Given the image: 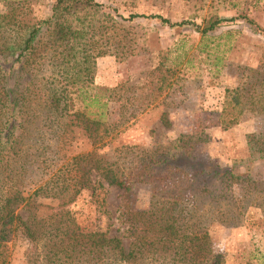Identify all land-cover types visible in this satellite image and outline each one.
I'll list each match as a JSON object with an SVG mask.
<instances>
[{"label": "trees", "instance_id": "1", "mask_svg": "<svg viewBox=\"0 0 264 264\" xmlns=\"http://www.w3.org/2000/svg\"><path fill=\"white\" fill-rule=\"evenodd\" d=\"M0 2L9 8L0 15V264H10L9 243L19 235L36 245L29 264H226L213 249L208 218L235 222L239 210L258 206L264 178L257 179L254 167L264 165V134L248 137L251 164L242 168L201 159L196 153L201 138L190 134L166 147L155 143L121 164L99 153L129 121L106 118L107 101L120 89L88 92L99 58L131 54L124 24L157 20L174 29L191 23L161 15L125 17L99 0H55L51 16L31 22L20 0ZM247 6L244 1L243 10ZM238 21L264 36V27L245 13L191 26L205 40ZM166 64L161 58L150 77L152 93L172 86L175 72ZM263 114L264 69L242 68L238 86L226 89L218 124L227 131L247 115ZM162 122L171 126L166 114ZM79 139L92 151L77 153ZM132 180L152 186L151 205L138 212L123 207L115 232L82 228L67 207L87 191L94 200L107 187L128 195ZM235 188L247 194L237 198ZM40 199L61 204L41 217Z\"/></svg>", "mask_w": 264, "mask_h": 264}, {"label": "rangeland", "instance_id": "2", "mask_svg": "<svg viewBox=\"0 0 264 264\" xmlns=\"http://www.w3.org/2000/svg\"><path fill=\"white\" fill-rule=\"evenodd\" d=\"M20 1L21 13L28 21L36 22L51 16L55 0ZM244 1L248 2V6L243 10ZM99 2L117 8L125 17L131 14L161 15L174 23H191L174 29L157 20L124 24L126 28L129 27V39H132L129 43L131 54L121 60L116 56L97 60L93 86L88 92H93V88L120 89L116 98L107 101L106 118L110 123H119L121 117L129 119L114 132L107 140L108 145L99 153L112 161L128 163L144 151L151 150L155 143L166 147L180 135L190 134L201 138L196 153L203 160L210 159L224 168H242L251 164L248 137L264 134V114L247 115L239 125L227 131L218 124V116L225 101L226 89L238 86L242 68L264 69V36L255 34L244 21H238L222 27L210 39L202 40L191 25H200L204 19L212 16L231 18L245 13L264 27V0ZM7 12V2H0V15ZM161 58L167 61V67L175 75L170 80L171 87L161 94H155L152 92L156 85L149 82ZM106 95L108 97L109 94ZM164 114L171 124L168 128L162 124ZM75 148L77 153L92 151L84 139L77 140ZM254 168L257 179L264 178V165L257 164ZM131 184L132 190L128 195L114 187H107L98 192V198L93 200L87 191L67 207L76 213L82 228L115 232L120 228L117 218L123 207L128 206L133 212L150 208L152 186L134 180ZM262 188L258 206L239 210L236 215L238 221L224 224L218 219L220 216L208 218V221L213 220L207 227L213 249L225 256L226 264L263 262L264 185ZM234 194L241 199L247 193L235 188ZM39 202L42 204L41 217L50 215L61 204L51 199H40ZM238 207L244 206L241 204ZM203 210L201 206L199 216H202ZM21 213L27 216V213ZM9 249L10 264H29L36 245L19 235L10 241Z\"/></svg>", "mask_w": 264, "mask_h": 264}]
</instances>
